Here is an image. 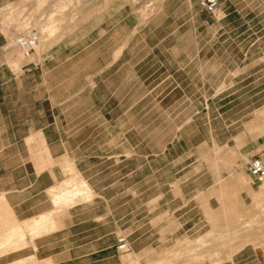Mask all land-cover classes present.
Here are the masks:
<instances>
[{
	"label": "rangeland",
	"instance_id": "1",
	"mask_svg": "<svg viewBox=\"0 0 264 264\" xmlns=\"http://www.w3.org/2000/svg\"><path fill=\"white\" fill-rule=\"evenodd\" d=\"M109 6L116 12L101 25L111 28L101 38V52L128 43L137 75L133 93L126 95L131 109L125 124L116 132L99 125V95L88 92L79 95L82 102L70 94L54 108L69 121L73 153L80 138L77 120L85 124V173L67 162L66 173L49 190L38 192L35 183L19 195L0 190V241L11 232L23 233L17 248L0 253V264H55L47 256L68 242L109 230L128 236V253L112 246L73 264H251L253 251L264 253V182L253 183L244 170L264 139V0H220L214 15L200 11L194 0H0V126L6 125L0 130L7 129L0 142L6 146L0 169L7 173H0V186L29 185L35 174L14 173L20 164L27 170L52 164L47 148L33 137L13 141L49 119L50 111L48 103L33 100L29 78L14 79L11 71L17 75L39 65L38 54L62 26L76 28ZM229 7L237 10L223 16ZM30 27L38 30L40 42L36 57L26 59L14 38ZM78 49L89 57L97 50L96 45L79 46L70 53ZM61 80L57 71L53 85L63 86ZM71 81L68 86L76 89L77 79ZM122 132L127 140L121 143ZM36 137L42 141L40 132ZM125 148L132 153L121 161L110 152ZM68 181L69 190L85 182L84 196L60 205L56 213L53 196ZM14 200L24 202V214L14 211ZM37 210L44 212L22 219ZM47 214L40 224L48 227L32 236L34 219ZM71 219L79 222L71 228L85 230V238L62 239L64 231L53 232ZM167 229L173 237L164 241ZM94 248L90 243L75 251ZM56 257V264H64L66 254Z\"/></svg>",
	"mask_w": 264,
	"mask_h": 264
},
{
	"label": "crops",
	"instance_id": "2",
	"mask_svg": "<svg viewBox=\"0 0 264 264\" xmlns=\"http://www.w3.org/2000/svg\"><path fill=\"white\" fill-rule=\"evenodd\" d=\"M194 2L199 6V0H194ZM193 9L194 8L192 7V10ZM199 9L203 13L208 14L202 10L200 6ZM234 10L236 11L237 8H224L223 16L232 13ZM115 12L116 8L114 6H109L106 10L96 14L91 19L87 20V22L78 25L76 28H70L69 25L62 26L60 34L53 38L50 37L45 49L38 54L41 58L39 65L33 66L30 64L28 67H24L17 75L11 71L12 78L14 79L19 78L20 80L21 74H24V77L29 78L31 84L30 90H33L34 93V97H32L33 100L48 103L49 105L46 110L50 111V114H48L50 115L49 119L38 126H30L26 132H22L18 135V137H13V141L24 142L27 138L28 142L29 138L33 137L34 139L32 138V141L36 140L37 143H41V146L47 148L48 156L52 160V164L47 167H43L40 170L38 169L40 167H34V165H30L28 170L26 169V166L21 164L14 167V173L35 174V178L33 180H29V185L24 187L14 185L13 188L10 189L0 186V190L2 189L7 196L10 192H18L17 195H19L28 186H32L34 183L37 185L36 189L38 192L51 189L61 180V175L66 173L65 169L67 162H72L74 168L80 174L83 175L85 173V169L81 166L86 157L84 149L85 136L83 133V126L85 125L84 122L82 121L81 123V121L79 122L77 120L76 132H80V138L78 137L76 140V153H73V146L71 144L73 132L69 127V121L65 118H61L59 115H55L53 111L54 108L62 106L70 99V96L68 95H77V98L79 99L78 102H82L79 95H84L86 92L89 94L99 95L98 99L100 106L97 110L100 118L99 125H103V127L109 131L116 132L119 129V126L125 124L124 120L127 116V111L131 109V105H125L126 95L133 93V77L137 76L134 73L133 56L126 52L128 43L114 45V48L109 50L106 54L102 53L100 49V46L102 45V36L111 29L109 27L102 30L101 25L105 21L110 20ZM194 12L195 14L197 13L195 9ZM120 21L121 19L114 23V25ZM180 26V24L177 25L175 29H178ZM91 33L92 38L89 39L88 37ZM163 39L164 38L161 40ZM90 45H96L97 48L96 52L93 53L91 57L86 54L79 55V52L82 49L76 50V53H70L72 47H86ZM53 47L57 48L55 52L52 51ZM33 55L36 57V50ZM57 71L60 72V76L63 78L60 82L61 84L64 83L63 86L57 87L56 85H53L52 79L57 76ZM72 79H77L76 83H78V85L76 89H71V87L68 86V83H72ZM86 88L89 89L86 90ZM148 92L149 89L146 88L144 93ZM56 93L61 94L60 98L54 99L53 95ZM29 94L32 95V92H29ZM36 94L38 95L37 97L35 96ZM69 107V105L66 106L64 110L67 111ZM0 127H6L5 123H2ZM5 131H7L6 128L0 130V142L3 140L2 133L5 134ZM101 131L102 130L100 128V132ZM37 132H40L42 135V141L40 138L36 137V134H38ZM126 140L125 132H122V136H120L117 141L122 143ZM260 142L263 146L264 139H260ZM5 147V145L0 146V152ZM128 150L129 149L126 148L121 150L112 149L110 152L115 153L113 155L118 158L122 157L120 159L121 161L127 157V153H132L131 150H129L130 152ZM0 173L2 175L7 173L5 167L3 170L0 169ZM21 178L22 177H18L16 180L20 181ZM1 179L2 178L0 177V181ZM13 196L16 195L14 194ZM12 205L16 213L24 214L25 211L21 209V207L24 206L23 201L14 200ZM41 212L44 211L37 210L36 212H28V214H26V216L22 219H28ZM96 219V217L92 218V220ZM77 224H79V222H75L71 219L67 225H63L61 229L53 232L64 231L62 239H65V237L67 239L74 237L85 238V230H80L79 227L75 229L71 228ZM173 232L174 231L167 229L162 235L164 241L167 240V238H172ZM115 234V230H109L103 234L96 233L92 236L93 238L91 240H80L73 243L68 242V245L64 246L60 252L50 254L47 257H51L56 264L59 262L56 260V256L58 254H66L64 264H73L74 261L72 262L71 260L93 252L105 254V250H108L112 246L116 245L117 235ZM159 236L161 238V235ZM104 238H113V242L107 243ZM90 243L95 245L93 251H89L87 253L81 252L80 254H78V251H75V249L78 248H85V246ZM252 256L253 259L251 264H264V253L253 251ZM243 259L245 258L243 257ZM242 264H246V262H243Z\"/></svg>",
	"mask_w": 264,
	"mask_h": 264
},
{
	"label": "built area",
	"instance_id": "3",
	"mask_svg": "<svg viewBox=\"0 0 264 264\" xmlns=\"http://www.w3.org/2000/svg\"><path fill=\"white\" fill-rule=\"evenodd\" d=\"M219 0H199V6L208 14H215ZM39 41V32L35 28H27L15 35L14 44L19 49L23 58L33 56ZM244 170L253 183L262 182L264 179V145L244 163ZM115 249L120 254H126L131 250L130 242L126 235L116 237ZM120 264H140L134 260H123Z\"/></svg>",
	"mask_w": 264,
	"mask_h": 264
},
{
	"label": "bare ground",
	"instance_id": "4",
	"mask_svg": "<svg viewBox=\"0 0 264 264\" xmlns=\"http://www.w3.org/2000/svg\"><path fill=\"white\" fill-rule=\"evenodd\" d=\"M39 42H40V35H39L38 44ZM263 182H264V179H263ZM70 183L71 181L66 182L65 184L67 185V187L65 189H60L53 196V202L55 203L56 208H57L56 213L60 211V205L62 204L66 205L72 202V200L79 195L84 196V193H85L84 191L87 187L85 182L80 181V188L76 190L68 189V186L70 185ZM49 215L50 214L41 215L39 219L37 218L34 219L33 221L34 223H33V226L31 227V233H30L32 236L37 235L41 228L48 227L49 223H46L45 225H41L40 222L47 220ZM22 237H23V233H21L19 230L9 233L2 241H0V253L2 252L4 253L5 251L9 249L13 250L17 248L18 239L22 240Z\"/></svg>",
	"mask_w": 264,
	"mask_h": 264
}]
</instances>
